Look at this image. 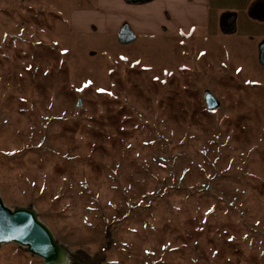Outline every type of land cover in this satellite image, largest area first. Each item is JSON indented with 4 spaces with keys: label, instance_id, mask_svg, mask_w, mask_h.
Wrapping results in <instances>:
<instances>
[{
    "label": "rangeland",
    "instance_id": "374dc122",
    "mask_svg": "<svg viewBox=\"0 0 264 264\" xmlns=\"http://www.w3.org/2000/svg\"><path fill=\"white\" fill-rule=\"evenodd\" d=\"M93 2L0 0L5 204L80 264H264V47L74 33ZM0 264L44 262L5 243Z\"/></svg>",
    "mask_w": 264,
    "mask_h": 264
},
{
    "label": "crops",
    "instance_id": "0c3cea01",
    "mask_svg": "<svg viewBox=\"0 0 264 264\" xmlns=\"http://www.w3.org/2000/svg\"><path fill=\"white\" fill-rule=\"evenodd\" d=\"M70 23L74 33L135 37L191 29L221 36L224 31L242 48L258 52L264 47V0H94L89 7L73 8Z\"/></svg>",
    "mask_w": 264,
    "mask_h": 264
},
{
    "label": "water",
    "instance_id": "95a60500",
    "mask_svg": "<svg viewBox=\"0 0 264 264\" xmlns=\"http://www.w3.org/2000/svg\"><path fill=\"white\" fill-rule=\"evenodd\" d=\"M208 108L214 109L218 101L206 95ZM17 243L29 253L40 257L44 264H80L78 257L65 247L32 207L7 206L0 193V245Z\"/></svg>",
    "mask_w": 264,
    "mask_h": 264
}]
</instances>
